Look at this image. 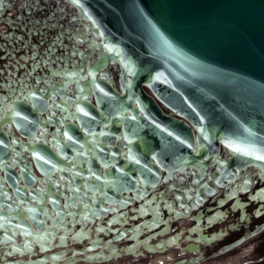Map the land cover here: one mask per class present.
<instances>
[{
  "label": "water",
  "instance_id": "95a60500",
  "mask_svg": "<svg viewBox=\"0 0 264 264\" xmlns=\"http://www.w3.org/2000/svg\"><path fill=\"white\" fill-rule=\"evenodd\" d=\"M263 174L264 0H0V264L135 255Z\"/></svg>",
  "mask_w": 264,
  "mask_h": 264
},
{
  "label": "flooded vegetation",
  "instance_id": "af4514ba",
  "mask_svg": "<svg viewBox=\"0 0 264 264\" xmlns=\"http://www.w3.org/2000/svg\"><path fill=\"white\" fill-rule=\"evenodd\" d=\"M264 176V174H263ZM259 177L254 186L238 196L230 198L225 204L217 207L219 198L225 199L226 189L208 196L207 200L192 210L187 216L178 217L170 222L169 232L151 237L143 242L130 256L131 263L137 260H148L150 264H264V181ZM213 199H216L213 201ZM213 201V202H212ZM208 207H216L207 210ZM182 230H185L184 232ZM181 232L179 246L173 243L163 252H150L144 244L155 245L159 240ZM169 252L168 255H159ZM112 256L109 260L93 262L81 258L76 264H115L119 259ZM51 260L45 262L50 264Z\"/></svg>",
  "mask_w": 264,
  "mask_h": 264
},
{
  "label": "rangeland",
  "instance_id": "374dc122",
  "mask_svg": "<svg viewBox=\"0 0 264 264\" xmlns=\"http://www.w3.org/2000/svg\"><path fill=\"white\" fill-rule=\"evenodd\" d=\"M169 252H165V253H162V254H159V255H163V256H166L168 255ZM131 258L130 256H126V255H122V256H119V259L117 260V263L118 264H150V261L148 260H137V261H134L133 263H131ZM214 261H208L207 264H215L213 263ZM111 263L115 264L114 261H111ZM79 264H82V263H79ZM102 264H108L107 262H104Z\"/></svg>",
  "mask_w": 264,
  "mask_h": 264
}]
</instances>
